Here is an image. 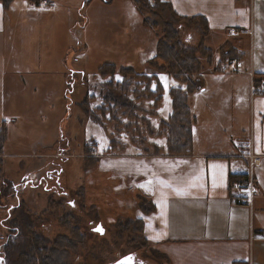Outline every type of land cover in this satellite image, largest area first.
<instances>
[{"label": "rangeland", "instance_id": "rangeland-1", "mask_svg": "<svg viewBox=\"0 0 264 264\" xmlns=\"http://www.w3.org/2000/svg\"><path fill=\"white\" fill-rule=\"evenodd\" d=\"M29 1H12L6 17L12 25L10 37L16 41L18 49V93L0 108V130H3L0 157L3 174L12 184L4 189L7 191L0 198V257L4 255L8 232L1 220L8 206H16L19 199H23L25 206L35 214L47 208L51 212L50 222L41 227L45 234L66 233L64 227H56L54 221L65 212L73 217L72 223L79 227L84 242L68 256L69 264H108L130 252L136 254V262L141 261L139 264L163 263L151 245L138 244L143 238L138 230L117 228L118 223L138 219L131 214L132 210L145 202L140 198H128L125 192L110 191L107 175L96 170L103 155L109 154V136L114 138L115 144L110 148L114 152L126 148L164 149L160 135L165 129L160 134L158 113L164 117L170 113L169 88L178 82L147 64L155 55L158 31L142 23L143 15L136 11L131 0H50L49 4L45 2L36 7L39 13H30ZM145 14L149 15L150 21L154 19L158 23L168 19L174 21L165 8L157 14L154 6L151 13ZM179 24H182L178 27L180 38L187 44L196 45L201 39L200 32L190 24ZM5 36L3 33L2 37ZM203 43L211 48L213 55L211 67L205 65L201 77L202 87H208L204 92L208 91L209 97L205 100L208 105L201 99L195 101L199 90L194 91L189 97L191 114L201 122H209L211 115L216 113L218 126L228 123L231 112L243 121V114L239 117L238 107L233 98L230 101L229 93L217 92L218 84L221 92L228 88L234 95L238 90L233 81L227 80L229 74L237 73L234 70L237 61L234 68L226 66L231 58H224L219 63V48L224 43L220 45L208 34ZM244 52L241 69L248 66L247 49ZM204 59H201L203 63ZM109 64L115 68L113 78L117 80L122 77L119 69L123 66L146 75H151L145 72L148 67V70L161 73L154 74L163 89L158 111H153L158 116L150 117L145 113L152 131L137 128V133L143 131L141 140L131 141L135 128L111 132L114 125L109 123V112L106 110L103 115L96 110L102 103L99 92L108 78L102 77L100 70ZM219 64L224 71L214 72L212 68ZM239 80L240 84L248 83V79ZM155 83L151 81L150 90L154 89ZM86 96L91 110L103 117L100 119L103 127L92 121L81 107ZM141 99L140 105L144 108L152 104V99ZM125 120L135 121L128 117ZM85 142L91 145L88 153L83 149ZM34 177L31 184L24 182L26 178L32 180ZM55 184L58 187L53 189ZM34 185L37 186L32 187ZM38 187L40 189L36 190ZM50 188L52 193L48 192ZM44 189L47 190L45 193ZM50 197L54 205L49 206ZM112 199L121 200L119 209ZM96 223L100 224L102 233L92 230ZM13 232L18 234V228L15 227Z\"/></svg>", "mask_w": 264, "mask_h": 264}, {"label": "crops", "instance_id": "crops-1", "mask_svg": "<svg viewBox=\"0 0 264 264\" xmlns=\"http://www.w3.org/2000/svg\"><path fill=\"white\" fill-rule=\"evenodd\" d=\"M162 1L178 16L203 15L208 37L235 47L237 73L229 74L227 80L238 90L234 95L228 88L221 92L218 84L217 92L229 93L243 121L232 112L228 123L220 126L216 113L209 122L195 118L191 152L134 148L114 152L109 148L96 170L107 175L110 191L145 200L144 205L132 208L131 214L141 219L143 236L160 254L161 264H264V237L256 236L264 232V0ZM45 2L50 0L29 1L32 7L28 10L39 13L36 7ZM9 11L10 6L4 9L0 2V108L18 93V49L10 37ZM231 28L238 33H228ZM246 49L248 66L241 69ZM148 69L147 74H161ZM239 78L248 79V83L240 84ZM207 88H200V97L196 95L194 100L208 105ZM246 142L259 158L252 167L255 189L250 205L232 200L229 183L231 173L248 177ZM116 203L119 209L121 200Z\"/></svg>", "mask_w": 264, "mask_h": 264}, {"label": "trees", "instance_id": "trees-1", "mask_svg": "<svg viewBox=\"0 0 264 264\" xmlns=\"http://www.w3.org/2000/svg\"><path fill=\"white\" fill-rule=\"evenodd\" d=\"M12 1L14 0H0L4 9H8ZM30 1L39 2L41 0ZM132 1L137 12L143 15L141 16L142 23L158 31L156 32L158 36L156 52L147 61V64L158 71L168 74L178 82L177 85L169 88L170 113L166 117H158L157 128L159 131L161 130L160 134L165 129V133L162 134L164 136L163 152L171 154L191 152L193 143L191 127L196 119L190 112L189 97L194 91L202 88V71L205 65L211 67L213 58L211 48L203 43L209 33L207 19L199 14L190 17L178 16L173 13L169 4L162 0ZM154 6L157 7V14L161 8H165L174 21L170 19L162 20L160 23L154 19L150 21L149 15L145 13L147 11L151 13ZM182 22L192 25L200 32L201 39L196 45L187 44L180 38V29L178 27H182V24H179ZM219 49V63L224 58L236 57L237 51L231 43L225 42ZM200 57L205 58V63L201 61L202 58L200 59ZM212 70L214 72L224 71L220 64L214 66ZM114 72L115 68L111 64L105 65L100 70L101 76H107L108 78L105 79L104 85L99 92L102 103L96 107V110H100L103 115L106 110L109 112V123L114 125L111 132H118L119 128H135L132 132L134 137H130L131 141L141 140L143 131L139 129L142 132L137 133V128L145 127L146 131H152L148 118H146L148 115H145V113H148L149 116H154L153 111H158V104L162 97L161 91H163L162 86L157 81L156 75H146L132 67H121L119 72L122 77L118 80L113 78ZM153 80L156 82L155 87L150 90V84ZM252 83L254 85V81ZM141 98L145 100L152 99V104L148 105V108L142 107L140 105ZM87 99V96L84 97L80 103L81 107H83L85 113L92 121L102 126L100 119L103 117H101V114H96V110H91L87 104ZM158 115L156 114L154 117ZM127 117L133 118L135 121L131 122L129 121L130 119L126 121L125 118L127 119ZM136 122L140 126L136 125ZM2 132L3 130H0V152L3 142ZM136 138L138 139L136 140ZM113 142L114 138L109 136V148H112V145L115 144ZM90 146L86 142L83 144L85 153L89 152ZM152 151L157 153L160 150L155 147ZM87 159L92 160L90 157H87ZM235 180H245V178L243 174L231 173L229 175V183L231 184ZM11 185V181L5 178L3 174L2 158L0 157V198L7 191L4 189L9 188ZM52 191L51 189L48 192L52 193ZM141 200L145 202L144 199ZM53 202V198L50 197L49 206L54 205ZM50 213L48 208L37 214L31 212L25 206L23 199H19L16 206H8L3 221L1 220L3 227H6L8 231L16 227L19 232L14 237L15 240L8 243L5 247L3 260L0 262L3 264H69L68 256L76 250L79 244L84 242V238L80 233L79 227L72 223L73 217L70 216L69 212L63 213L54 221L56 227H64L67 231L66 233L55 231L52 234H45L41 227L43 224L50 222ZM119 227L123 230L129 228H131L130 231L138 230L143 235L142 221L139 218L125 224L118 223L117 228ZM140 242L138 243L140 246H145L148 243L144 236ZM16 246L20 248L17 250ZM153 252L160 257L156 250L153 249Z\"/></svg>", "mask_w": 264, "mask_h": 264}, {"label": "built area", "instance_id": "built-area-1", "mask_svg": "<svg viewBox=\"0 0 264 264\" xmlns=\"http://www.w3.org/2000/svg\"><path fill=\"white\" fill-rule=\"evenodd\" d=\"M45 1V0H42ZM228 33L236 34L238 31L234 28L228 29ZM237 59L235 57L231 58L230 61L226 63L227 67L234 68L235 62ZM246 145L248 146V151L246 152V157L248 158V177L245 180H235L230 184V189L232 191L231 197L232 200L235 203L240 204H247L250 205L253 199V193L255 189V184L252 177V167L256 165L259 162V158L257 155H255L251 148H250V142H246ZM257 237L263 238L264 232H258L256 234Z\"/></svg>", "mask_w": 264, "mask_h": 264}, {"label": "flooded vegetation", "instance_id": "flooded-vegetation-1", "mask_svg": "<svg viewBox=\"0 0 264 264\" xmlns=\"http://www.w3.org/2000/svg\"><path fill=\"white\" fill-rule=\"evenodd\" d=\"M33 177V176H32ZM35 180V177L34 178H32V180H30L29 178H26L25 180H24V182L25 181H27V183H29V184H31L33 181ZM52 186H54V185H52ZM56 187H58V185L57 184H55V188H53V189H56ZM52 188V187H51ZM50 188V189H51ZM60 195H63L62 193H60ZM98 225V223H96V225L94 226V227H92V230L93 231H96L95 229H97L99 226H97ZM42 227H45V224H43L42 225ZM99 228H101V226L99 227ZM13 231H15V228H13ZM13 231H8L7 232V238H6V241H5V243H4V246H3V251L5 250V247L7 246V242L9 241V240H12L11 242H13L14 240H15V236H16V234H14V232ZM98 232V231H97ZM98 233H101V232H98ZM12 238V239H11ZM131 253V256H130V258H131V261L128 259L126 262H124V263H119V264H139L141 261L138 259L137 261L138 262H136V258H137V256H136V254H132V252H130ZM127 254H129V253H127ZM4 256V255H3ZM118 259V258H117ZM3 259H1L0 261H2ZM113 262L114 261H112L111 263H108V264H113Z\"/></svg>", "mask_w": 264, "mask_h": 264}, {"label": "water", "instance_id": "water-1", "mask_svg": "<svg viewBox=\"0 0 264 264\" xmlns=\"http://www.w3.org/2000/svg\"><path fill=\"white\" fill-rule=\"evenodd\" d=\"M97 226L100 227V224L98 223ZM130 256H131V253H129V254H125V255L119 257L118 259H116V260L113 262V264L124 263V262H126V261L128 260V258H130ZM1 259H3V256L0 257V260H1ZM130 261H131V260H130Z\"/></svg>", "mask_w": 264, "mask_h": 264}, {"label": "snow or ice", "instance_id": "snow-or-ice-1", "mask_svg": "<svg viewBox=\"0 0 264 264\" xmlns=\"http://www.w3.org/2000/svg\"><path fill=\"white\" fill-rule=\"evenodd\" d=\"M95 230L98 231V232H101V233L103 232V229L99 228V227L97 229H95ZM128 259L131 260V258H128Z\"/></svg>", "mask_w": 264, "mask_h": 264}]
</instances>
